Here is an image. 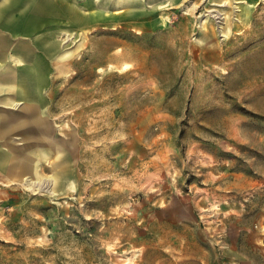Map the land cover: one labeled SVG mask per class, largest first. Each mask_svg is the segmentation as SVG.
Segmentation results:
<instances>
[{
  "label": "rangeland",
  "instance_id": "1",
  "mask_svg": "<svg viewBox=\"0 0 264 264\" xmlns=\"http://www.w3.org/2000/svg\"><path fill=\"white\" fill-rule=\"evenodd\" d=\"M30 8L6 64L44 82L0 90L39 118L0 139V264H264V0Z\"/></svg>",
  "mask_w": 264,
  "mask_h": 264
},
{
  "label": "crops",
  "instance_id": "2",
  "mask_svg": "<svg viewBox=\"0 0 264 264\" xmlns=\"http://www.w3.org/2000/svg\"><path fill=\"white\" fill-rule=\"evenodd\" d=\"M34 3H36V0H0V90L10 95L15 94L17 97H22L26 101H41L39 93L44 82V68L41 61L38 59L37 62L36 60L35 62L34 60L25 62L20 68H14L12 65L6 63L8 59L19 60L14 55L16 54V47L11 42L12 32L28 33L34 27L33 21L31 20L30 8ZM4 31L7 34L4 35ZM52 47V45L48 47V51ZM5 100L4 103L7 105H13L14 103L11 97L7 96ZM26 110H29V106H26ZM37 116L30 117V115H23L17 111L0 109V139L9 135L8 133L14 128L29 122L27 118H32L33 121L39 124V118ZM25 138L28 139L29 137ZM12 159H14L12 148L0 144V169L4 165L9 168L13 167L15 164L12 162ZM202 261L204 264H213L210 258H203ZM223 263L258 264L251 258H225Z\"/></svg>",
  "mask_w": 264,
  "mask_h": 264
}]
</instances>
